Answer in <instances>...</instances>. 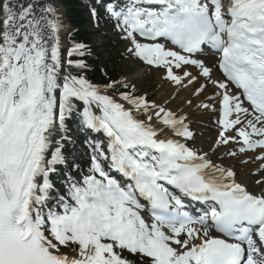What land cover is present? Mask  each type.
Instances as JSON below:
<instances>
[{
    "label": "snow or ice",
    "instance_id": "obj_1",
    "mask_svg": "<svg viewBox=\"0 0 264 264\" xmlns=\"http://www.w3.org/2000/svg\"><path fill=\"white\" fill-rule=\"evenodd\" d=\"M107 11L126 53L176 96L211 86L195 105L219 126L210 151L251 152L259 191L189 145L187 115L167 106L176 96L161 104L127 80L67 71L49 0H0V264H264V0H122ZM205 46L222 79L193 58ZM73 111L103 136L88 141L86 170L65 155ZM193 202L202 215L186 210Z\"/></svg>",
    "mask_w": 264,
    "mask_h": 264
},
{
    "label": "bare ground",
    "instance_id": "obj_2",
    "mask_svg": "<svg viewBox=\"0 0 264 264\" xmlns=\"http://www.w3.org/2000/svg\"><path fill=\"white\" fill-rule=\"evenodd\" d=\"M50 3L53 4V6L57 9V15L63 25V27L60 30V37H61V50L63 51L66 43V37L68 35V27L65 24L64 15L61 12L60 8L57 6L56 0H49ZM59 4V3H58ZM171 46V45H170ZM205 62V64L213 69L212 76L213 79H222V76L220 75L219 71L215 67L216 62L218 60V57L215 53L209 54V55H198L193 58H199ZM188 71L192 72L193 75H196L199 73L200 69L196 68L195 66H188ZM137 77L136 75L127 78V81H133ZM157 82L162 85V88H166V93L162 97V101H157L158 103L163 104L166 100H168L172 93L175 92L173 96H176V86L169 85L167 83H164L161 80V77L159 75ZM201 83H204V78H201ZM169 92L168 95L167 92ZM182 91V90H181ZM180 91V92H181ZM194 91V88L189 87L186 90H183L178 96H176L175 100L173 102V107H170L173 111L177 112L178 114H185L187 115V123H189V128L193 132L194 138L196 139V145L195 149L208 152L211 158L219 164H222L224 167L231 168L236 173V180L237 182L244 183L248 185L250 190L253 191H259V188L255 185V180L259 179V174L257 173V167L259 165V161L254 160L252 157V153H239L237 151V155L235 157L226 155V152L228 150H236L238 148V145L236 147L232 146H220L219 149L215 152L210 151V149L213 148L215 140L218 138V131L219 126L216 125V129H212L210 126L214 123L215 115L211 112L204 111L203 109H199L195 107L197 103H200L201 100L206 101V97L212 95L213 89L209 85L208 89L206 90L205 94L201 96L200 98H194L192 97V92ZM192 98L193 99V105L189 106L186 103V99ZM169 106V105H167ZM213 121V122H212ZM216 123V121H215ZM206 125L207 127H202ZM167 131V130H166ZM192 141V140H191ZM190 142V141H189ZM188 142V143H189ZM83 146L85 148H88V143L84 142ZM71 147V146H70ZM72 148H75V146H72ZM76 150H79L80 152L84 151V149L78 147ZM67 150L65 149V152ZM81 161L80 157L75 160V162ZM199 227V225H197Z\"/></svg>",
    "mask_w": 264,
    "mask_h": 264
},
{
    "label": "rangeland",
    "instance_id": "obj_3",
    "mask_svg": "<svg viewBox=\"0 0 264 264\" xmlns=\"http://www.w3.org/2000/svg\"><path fill=\"white\" fill-rule=\"evenodd\" d=\"M56 2H57V6L60 8V10L62 9L61 12L65 16V10L60 4V0H56ZM88 8L89 11L85 14L87 18V22L85 26L88 32L90 33L91 40L94 43V45L97 47L98 52H100V54L106 58V60L103 61L104 62L103 66H105L106 68H110L113 71L112 75H114V77L115 75L117 76L118 78L117 81L127 80V78L136 75L137 77H135L133 81L129 80V82L131 84L136 85L137 94H144L145 92H147L150 101L152 100L162 101V97L163 95H165L167 90L165 87L162 88V85L160 86V84L157 82L160 74L155 70L148 71L147 65H144L141 61L130 57L126 53V48L129 46V44L126 40L122 39V34L120 30L115 27L116 21L114 20V18L110 16L108 11L100 13L99 11L95 10L96 16H93V8L91 7V5H89ZM64 19H65L64 20L65 24L68 27L66 16ZM70 31L71 29L68 28V35ZM68 35L66 37L65 47L62 51V56L64 57V61L68 58L67 53L70 50L68 49V42H69ZM121 90L123 89L121 88L118 91ZM129 90H131V88H129ZM118 91L116 95L117 99H119ZM169 92L170 91H168L166 95H168ZM174 94L175 92L172 93L170 96H173ZM205 102L208 101L206 100ZM168 105L169 108L173 107V102L169 103ZM215 121H216V117L214 119V123L210 127L214 130H217L216 129L217 124L215 123ZM202 127H207V126L204 125ZM80 131L81 130L79 128H76L74 130L75 137L72 139L73 145L75 144L74 142H79L77 141V139L82 140L85 137V134H81ZM89 132L91 131L89 130ZM91 139L92 138L89 137L87 138L86 141H89ZM189 145L194 148L196 145V139L195 140L192 139V141L189 142ZM90 154H91L90 149L88 147V148H84V151L80 156H78L79 154L77 155L75 151V156H73V158L78 159L80 157L81 161L78 162V164H80L86 170Z\"/></svg>",
    "mask_w": 264,
    "mask_h": 264
},
{
    "label": "trees",
    "instance_id": "obj_4",
    "mask_svg": "<svg viewBox=\"0 0 264 264\" xmlns=\"http://www.w3.org/2000/svg\"><path fill=\"white\" fill-rule=\"evenodd\" d=\"M87 0H60V4L65 10V16L67 18V23L71 29L69 34V41L72 49L77 44H83L85 47L80 50V52L73 53L69 58L73 61L71 67L67 68L73 75H84L88 80L95 82L97 84H106L112 80L117 81V76L112 75V70L106 68L104 65L105 57H103L100 52H98L97 47L91 40V35L86 28V16L82 9V5L85 4ZM95 2V0H93ZM83 61L86 65L85 68L80 69L76 67V62ZM67 61H65V64ZM70 117L75 119V112L70 113ZM70 120H68V123Z\"/></svg>",
    "mask_w": 264,
    "mask_h": 264
}]
</instances>
